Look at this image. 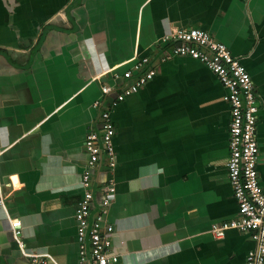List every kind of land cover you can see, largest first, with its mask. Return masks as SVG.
<instances>
[{"label":"crops","instance_id":"1","mask_svg":"<svg viewBox=\"0 0 264 264\" xmlns=\"http://www.w3.org/2000/svg\"><path fill=\"white\" fill-rule=\"evenodd\" d=\"M191 28L225 44L251 77L264 192V0H0V264H77L93 104L102 86L113 98L144 57L154 77L110 110L116 167L91 170L92 214L114 181L102 220L110 264H244L249 233H211L237 216L226 90L196 60H161L166 38Z\"/></svg>","mask_w":264,"mask_h":264},{"label":"built area","instance_id":"2","mask_svg":"<svg viewBox=\"0 0 264 264\" xmlns=\"http://www.w3.org/2000/svg\"><path fill=\"white\" fill-rule=\"evenodd\" d=\"M167 39L170 47L161 60L174 56H186L196 60L206 66L226 90L224 100L229 105L230 116L226 170L237 204V216L228 223L213 226L211 233L216 239L222 238L229 229L249 233L256 246L246 255L244 264H264V192L257 172L256 124L259 106L251 77L240 59L207 31L179 29ZM154 74V69L149 66V58L144 57L132 70L123 73V80L130 82L123 83L113 98L108 97L111 90L102 86L104 100L93 104L99 111V128L90 131L84 140V149L88 155L87 170L82 176L81 202L74 214L77 224V264H110L114 258L109 251L111 229L102 222L115 195L114 181L109 178L103 184L99 190L101 196L98 206L92 214L94 189L91 170L102 166L108 171L115 169L117 161L112 147L115 128L110 118V110L126 97L138 92ZM14 234L17 236L19 231ZM32 261L35 264H44L37 258Z\"/></svg>","mask_w":264,"mask_h":264}]
</instances>
